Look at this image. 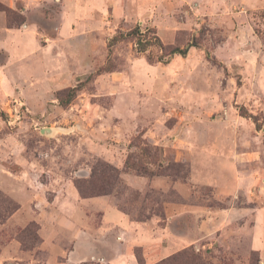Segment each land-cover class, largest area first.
<instances>
[{
  "label": "rangeland",
  "instance_id": "obj_1",
  "mask_svg": "<svg viewBox=\"0 0 264 264\" xmlns=\"http://www.w3.org/2000/svg\"><path fill=\"white\" fill-rule=\"evenodd\" d=\"M141 1L150 4L126 5L74 41L81 66L61 63L55 0L12 9L22 21L12 29L38 27L33 54L14 53L0 31V164L18 175L17 160L36 164L20 180L0 178V224L22 211L0 230V250L14 240L22 252L6 264L46 260L31 220L41 215L61 222V264L83 235L97 253L78 264H106L131 233L111 210L157 237L132 249L136 264H187V250L190 264H264L250 243L253 210L264 205V0ZM135 28L187 52L157 62L147 57L158 49L139 53L131 37L107 47ZM92 173L108 184L81 198L74 184Z\"/></svg>",
  "mask_w": 264,
  "mask_h": 264
},
{
  "label": "crops",
  "instance_id": "obj_2",
  "mask_svg": "<svg viewBox=\"0 0 264 264\" xmlns=\"http://www.w3.org/2000/svg\"><path fill=\"white\" fill-rule=\"evenodd\" d=\"M16 1H21L23 3V8L26 14L33 12L37 9L39 4L49 3L52 0H0V3L4 4L10 9L15 8ZM59 5V16H58V27L56 28L57 40L61 41V63L64 62L66 65L75 64L81 66V48L74 46L73 43L78 38H88L94 35L97 30L103 28V24L107 21L108 17L119 18L122 14L126 13L122 7L126 5L133 6H142L148 5L150 2L135 0H55ZM5 17L4 14L0 12V31L3 39H8V47L11 50H18L21 53H26L31 55L36 52L39 48L38 44V35L39 30L36 24L28 22L21 28H6L4 26ZM32 43L31 48L29 49L28 44ZM1 46V45H0ZM20 47V48H19ZM1 49V47H0ZM28 51V52H26ZM88 50L86 53L88 55ZM89 60V59H87ZM70 67V65H69ZM2 94L0 88V96ZM18 164L22 167L20 175L14 174L6 170L0 164V178L7 179V176L3 174L4 172L11 176L12 180H20L25 175H30L32 167L35 164L33 159H19L17 160ZM3 172V173H2ZM0 179V181H1ZM0 187L3 185L0 183ZM10 197L17 199V193H10ZM21 209L25 206L22 203ZM20 210V209H19ZM49 210H55L53 207H49ZM22 211L15 212L12 216L7 219L3 224H0V230L4 226H12V219L16 218ZM47 213L45 210L43 214ZM58 213V212H57ZM107 218L111 221L119 224L121 227H116L120 229L119 231L130 235L127 237V240L124 243V248L117 249L114 251V254L106 256L104 260L106 264H136L132 249L135 246L148 247L150 242L157 243V237H153L152 240H148L147 237L143 235L142 224L130 223L128 218L114 210L107 212ZM31 220L39 221V234L41 237V244L39 248L43 250L47 258L45 261L39 264H61L60 256L64 251L62 247V242L56 235V232L61 231V227H57L61 222H55V220L49 218L48 220L44 215H41L37 219L34 216H31ZM9 224V225H8ZM63 225V224H62ZM61 226V225H60ZM65 226V224H64ZM17 227H15L16 229ZM66 228V226H65ZM61 233V232H60ZM250 243L253 251L258 253H264V205L256 207L252 213V224L250 228ZM73 248L69 253V263L78 264L88 258L96 255V247L94 238L90 235H83L80 237H74L72 239ZM83 247L85 248L83 251ZM14 252V253H13ZM22 252L19 251V248L16 245L14 240H10L8 243L4 244L0 250V264H6L9 260H22L19 257V254ZM17 255V256H16ZM17 257V258H16ZM153 260L149 256L146 258V264H153ZM35 261H27V264H33ZM35 264V263H34Z\"/></svg>",
  "mask_w": 264,
  "mask_h": 264
},
{
  "label": "trees",
  "instance_id": "obj_3",
  "mask_svg": "<svg viewBox=\"0 0 264 264\" xmlns=\"http://www.w3.org/2000/svg\"><path fill=\"white\" fill-rule=\"evenodd\" d=\"M0 12H3L6 16V24L7 28L12 27H18L22 25V21H17L15 18V12L0 4ZM131 37L135 40V43L137 45V51L139 53L146 52V50L149 47H155L160 52V55L157 57H147L150 61H157V62H166L170 57L174 55H181L184 56L187 52V48L181 49V48H170L167 46H164L161 41L157 37L149 38L147 35H143L140 33V30L138 28L133 29L132 31L128 32L127 34H121L119 33L117 36L113 37L108 42V48L111 47L114 43L120 41L121 39ZM166 58V60H165ZM106 170H110L113 172H116L115 169L110 168L109 166H104ZM100 186L97 184V180L94 178V173L91 174L90 178L83 181H76L75 182V188L77 189L79 195L81 198H89L98 196L102 193V189L106 187L108 184L107 180H101ZM185 261L187 264H190L194 262L195 256L190 251H184L182 253ZM175 259V258H173Z\"/></svg>",
  "mask_w": 264,
  "mask_h": 264
},
{
  "label": "water",
  "instance_id": "obj_4",
  "mask_svg": "<svg viewBox=\"0 0 264 264\" xmlns=\"http://www.w3.org/2000/svg\"><path fill=\"white\" fill-rule=\"evenodd\" d=\"M42 133L49 134V133H51V130H49V129L48 130H43Z\"/></svg>",
  "mask_w": 264,
  "mask_h": 264
}]
</instances>
